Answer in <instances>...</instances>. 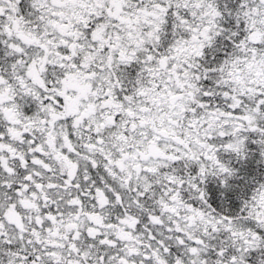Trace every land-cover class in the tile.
I'll list each match as a JSON object with an SVG mask.
<instances>
[{
	"label": "snow or ice",
	"instance_id": "6c2138e0",
	"mask_svg": "<svg viewBox=\"0 0 264 264\" xmlns=\"http://www.w3.org/2000/svg\"><path fill=\"white\" fill-rule=\"evenodd\" d=\"M0 264H264V0H0Z\"/></svg>",
	"mask_w": 264,
	"mask_h": 264
}]
</instances>
